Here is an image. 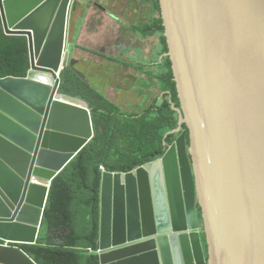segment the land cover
<instances>
[{
	"label": "water",
	"instance_id": "water-1",
	"mask_svg": "<svg viewBox=\"0 0 264 264\" xmlns=\"http://www.w3.org/2000/svg\"><path fill=\"white\" fill-rule=\"evenodd\" d=\"M159 4L178 127L163 157L103 173L100 264H264V0ZM73 6L0 0L30 66L0 79V264H38L22 246L38 243L54 180L95 138L89 103L60 90L66 66L88 81L68 59Z\"/></svg>",
	"mask_w": 264,
	"mask_h": 264
},
{
	"label": "trees",
	"instance_id": "trees-1",
	"mask_svg": "<svg viewBox=\"0 0 264 264\" xmlns=\"http://www.w3.org/2000/svg\"><path fill=\"white\" fill-rule=\"evenodd\" d=\"M160 17L155 26L168 52L159 0H153ZM27 40L7 36L0 17V79L23 78L29 70ZM163 77L168 91L161 105L145 115H129L66 66L61 75L63 94L89 103L95 138L54 180L44 214L43 234L36 245L24 247L38 264H100L101 185L108 172L128 173L164 156L165 135L178 127L180 107L169 58ZM151 135L149 136V133ZM171 141V139H169Z\"/></svg>",
	"mask_w": 264,
	"mask_h": 264
},
{
	"label": "crops",
	"instance_id": "crops-1",
	"mask_svg": "<svg viewBox=\"0 0 264 264\" xmlns=\"http://www.w3.org/2000/svg\"><path fill=\"white\" fill-rule=\"evenodd\" d=\"M96 1L98 6L89 9L86 16L81 14L76 25L73 12L70 14L68 47L69 43L74 46L73 57L80 71L85 77L86 73L92 77L98 91L126 114L141 117L169 97L165 81L160 77L165 67L146 69L148 66L139 58L141 53L149 60L156 56L165 61V47L155 26L160 13L153 0ZM83 10L79 6L76 12ZM78 44L82 47L76 48ZM100 64L107 66L112 84L104 73L93 70ZM27 246L31 245L22 247Z\"/></svg>",
	"mask_w": 264,
	"mask_h": 264
},
{
	"label": "rangeland",
	"instance_id": "rangeland-1",
	"mask_svg": "<svg viewBox=\"0 0 264 264\" xmlns=\"http://www.w3.org/2000/svg\"><path fill=\"white\" fill-rule=\"evenodd\" d=\"M97 4H99V3L96 0H75V4H74L73 9H72V12L74 14V23H75V25H76V23H77V21H78V19H79L81 14L86 16L87 15V11L89 9L96 8L98 6ZM79 6L83 7L84 8L83 11H85V12H82V11L79 12V13L76 12V10L79 8ZM83 23H84V20H82V25H83ZM85 28H86V26H84V25L81 26V30L84 31ZM78 45H76V48L82 47V44H78ZM90 46H92V45H90ZM73 48H74V46L71 43H69V47H68V59L69 60L70 59H73V60L75 59V57H73V52H74ZM141 57H142V59H141L142 64H145L146 66H148L146 69H149V67H152L154 69V68H157L158 65H161V67L164 66V60L156 58V56L154 57V59H150L149 60L145 55L140 53L139 58H141ZM128 58H130V57L128 56ZM89 64L91 65V63H89ZM75 67H76L77 70L80 71V67H78V65H76ZM93 70L99 72L100 74L104 73V75L108 79V82L112 84L113 79L108 74L106 65H104V66L101 65V64L100 65H96ZM85 75H86V77H88V79L90 80L91 84L98 90V88L96 87L95 82L93 81L92 77L90 75H88L87 73ZM150 135H151V132L149 133V136Z\"/></svg>",
	"mask_w": 264,
	"mask_h": 264
},
{
	"label": "built area",
	"instance_id": "built-area-1",
	"mask_svg": "<svg viewBox=\"0 0 264 264\" xmlns=\"http://www.w3.org/2000/svg\"><path fill=\"white\" fill-rule=\"evenodd\" d=\"M100 169L104 172H107L104 167H100Z\"/></svg>",
	"mask_w": 264,
	"mask_h": 264
},
{
	"label": "clouds",
	"instance_id": "clouds-1",
	"mask_svg": "<svg viewBox=\"0 0 264 264\" xmlns=\"http://www.w3.org/2000/svg\"><path fill=\"white\" fill-rule=\"evenodd\" d=\"M72 4H75V0H72ZM73 9V8H72ZM75 60V59H74ZM77 61V60H76ZM76 68V67H75ZM79 71V70H78ZM80 72V71H79ZM165 138V137H164Z\"/></svg>",
	"mask_w": 264,
	"mask_h": 264
},
{
	"label": "flooded vegetation",
	"instance_id": "flooded-vegetation-1",
	"mask_svg": "<svg viewBox=\"0 0 264 264\" xmlns=\"http://www.w3.org/2000/svg\"><path fill=\"white\" fill-rule=\"evenodd\" d=\"M173 137H174V136H173ZM173 137L169 138V139H171V142H173V141H174ZM188 147H189V144H188Z\"/></svg>",
	"mask_w": 264,
	"mask_h": 264
}]
</instances>
